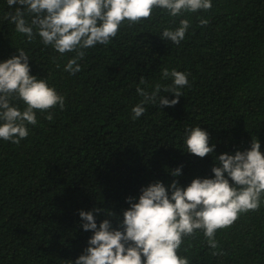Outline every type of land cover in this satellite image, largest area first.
Returning a JSON list of instances; mask_svg holds the SVG:
<instances>
[{"label": "trees", "instance_id": "trees-1", "mask_svg": "<svg viewBox=\"0 0 264 264\" xmlns=\"http://www.w3.org/2000/svg\"><path fill=\"white\" fill-rule=\"evenodd\" d=\"M14 11L0 0V62L23 49L30 74L63 96L64 108L34 110L37 123H26L29 134L19 144L0 138V264H71L93 234L81 227L80 210L92 211L97 227L108 219L122 231L126 198L136 202L143 187L160 181L167 189L176 180L183 188L194 178H213L215 158L250 149L252 139L264 155V0H211L207 11L176 17L154 8L150 19L124 21L108 45L85 49L75 74L65 70L75 52L61 55L38 35L29 42L6 19ZM182 19L189 27L179 44L161 39ZM164 68L187 76L179 102L146 103L133 119L143 99L137 87L151 92L160 84V95L174 98L163 92L172 84ZM197 126L215 145L203 158L184 145L185 130ZM260 201L216 230V248L196 230L177 254L189 264H264V193Z\"/></svg>", "mask_w": 264, "mask_h": 264}, {"label": "clouds", "instance_id": "clouds-1", "mask_svg": "<svg viewBox=\"0 0 264 264\" xmlns=\"http://www.w3.org/2000/svg\"><path fill=\"white\" fill-rule=\"evenodd\" d=\"M7 4L15 11L6 13V19L29 42L38 35L44 45L61 55L75 52L65 65L72 74L81 70L78 60L84 58V50L97 44L108 45L124 21L131 26L150 19L154 8L166 10L172 17L211 8V0H7ZM26 16L31 17L30 23ZM207 23L206 19L200 20L202 26ZM188 27L189 21L182 19L175 30L165 28L161 39L179 44ZM17 51L19 55L0 62V138L14 144L28 136L26 123H37L34 110L46 111L57 105L64 108L63 96L45 80L31 75L28 56L23 49ZM161 75L164 79L171 77L172 84L163 87V92L174 93V98L160 95V84L151 92L137 87L143 99L132 108L133 119L145 112L146 103L171 107L179 102V89L188 84L186 74L164 68ZM140 83L146 82L141 79ZM13 99L23 101V111L10 103ZM52 118L50 113L46 116L48 120ZM185 131L184 145L189 153L203 158L213 152L215 145H209L205 130L197 126ZM215 159L218 166L211 169L213 178L197 177L183 188L173 180L167 189L156 181L141 189L136 202L127 197L130 207L119 221L122 231L113 229L108 219L97 227L93 212L80 210L81 227L93 234L83 254L71 264H189L177 250L183 237L196 230H202L210 247L216 248L217 229L229 227L239 213L259 208L264 193V155L259 141L252 139L250 149L234 155L221 153ZM170 171L174 177L181 174L179 167ZM94 211L102 212L100 208ZM106 215L114 213L108 211Z\"/></svg>", "mask_w": 264, "mask_h": 264}]
</instances>
